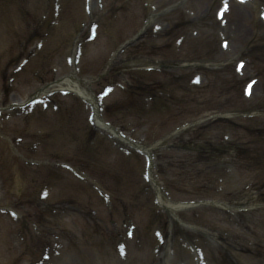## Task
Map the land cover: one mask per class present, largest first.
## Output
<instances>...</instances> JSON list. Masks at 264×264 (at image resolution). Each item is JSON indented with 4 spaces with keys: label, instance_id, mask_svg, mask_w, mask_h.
Listing matches in <instances>:
<instances>
[{
    "label": "rangeland",
    "instance_id": "obj_1",
    "mask_svg": "<svg viewBox=\"0 0 264 264\" xmlns=\"http://www.w3.org/2000/svg\"><path fill=\"white\" fill-rule=\"evenodd\" d=\"M94 1L97 3L98 0ZM221 1L223 9L219 8ZM254 1L258 2V8L256 5L234 3L232 0H138L137 3L134 2L131 11L109 12L107 8L103 13L102 8L92 7V13L89 14L87 26L93 20L104 24L106 17L118 13L119 21L115 24H126L131 20L135 23L141 22L135 32L145 27L141 26L142 21L152 14L154 22L161 24V28L151 31L148 27V30H145L148 34L145 33L143 37L148 36L151 53L143 57L141 64L143 66L157 64L158 67L160 64L164 67L162 76L172 81L170 86L172 90L177 79L182 78L189 98L199 99L198 102H201L202 107L199 106V109L202 113H198L195 108L192 111L193 115L188 114L192 117L190 120L182 117L181 121L210 126L216 134L219 125L226 127L224 121L226 119L230 122L228 128L217 133L219 137L225 136L220 143L226 145L230 139L236 144L246 145L245 137H250L248 153L251 155L254 153L249 159H243L231 148L217 164H211L205 171L207 180L189 181L188 174H195L200 167L196 160L197 156L203 153V139L193 137L191 133L187 134L184 131L178 136L185 142V148L178 144L171 146L170 149L162 148L164 151L161 152L159 159L165 165L177 162L183 172L182 181L175 190L177 197L186 200L214 199L222 206H203L182 212L184 219L181 218L186 225L180 224L173 217L172 222L167 214L159 211L157 207L150 208L143 216L134 214L141 218L135 240L145 243L150 248L153 256L151 264H199L196 256L202 254L203 250L195 246L202 247L206 257L212 259L215 264H224L219 251L229 256L233 264H264V142L255 141L256 133L264 130V23L258 14L260 10L263 11L264 0ZM217 8L219 12H224V18L218 17ZM25 20L28 23L29 20L27 18ZM133 32L134 28L126 35ZM108 34L105 30L98 40L85 43V72H88L89 65L96 62L94 67L97 68L102 63L103 45ZM239 58L246 63L243 70L239 69L241 72L244 71V74L235 71ZM62 62L54 68L55 71L50 73L49 78L55 79L66 75L61 73L63 70L60 72L57 70L63 67ZM138 62L140 63L141 59ZM254 72L259 73L257 79L253 78L254 91L252 96L246 98L243 86L253 77ZM195 73L202 74V78L197 88H191L190 77ZM88 75L85 73L81 77L92 79ZM37 82L35 79V83ZM27 83L13 90L14 106L23 104L33 94L34 80L29 78ZM82 83L85 87L88 84H92L93 87L98 84L95 78ZM38 85L36 84L37 89ZM175 94L179 97L182 95L180 91ZM212 94L217 97L216 102H208L209 98L214 97ZM2 102L0 99V104ZM146 132L147 128L142 130V134ZM134 135L141 138L140 131L134 132ZM206 157V154L202 156L205 159ZM255 158L262 159L263 163L254 162ZM187 163L188 174L183 171ZM140 165L142 166V161ZM199 182H203L204 185L196 184ZM23 191L24 188L17 184L11 188L15 196ZM204 216L208 224L204 223ZM6 219L7 217H3L4 226L7 227L0 234V264H32L43 260L44 252L33 256L34 254L29 251V246L34 243L38 245L39 240L32 238L29 246L22 247L16 228H12ZM172 224L192 233L193 240L182 232H179L175 240L169 234L165 243L160 244L155 250V230L161 229L166 234ZM55 240L54 246L44 249L48 250L49 254L52 247L56 249L52 250L51 260L46 264H110L111 254L116 248L114 243L110 242L106 251L103 242L96 241L80 249L79 244L71 245L70 242L64 241L57 244Z\"/></svg>",
    "mask_w": 264,
    "mask_h": 264
},
{
    "label": "bare ground",
    "instance_id": "obj_2",
    "mask_svg": "<svg viewBox=\"0 0 264 264\" xmlns=\"http://www.w3.org/2000/svg\"><path fill=\"white\" fill-rule=\"evenodd\" d=\"M67 82L70 85V89L76 91V93L80 94L81 96H83L84 98H86L91 104L94 105V107H96L94 100L85 92L83 91L78 84L73 83L72 80L70 78L67 79ZM96 121L98 124L105 126V124L101 121L100 117L98 114H96ZM116 133V131H114Z\"/></svg>",
    "mask_w": 264,
    "mask_h": 264
}]
</instances>
